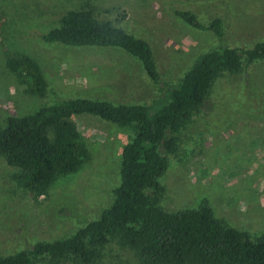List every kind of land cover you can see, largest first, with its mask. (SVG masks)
I'll list each match as a JSON object with an SVG mask.
<instances>
[{
    "label": "rangeland",
    "instance_id": "obj_1",
    "mask_svg": "<svg viewBox=\"0 0 264 264\" xmlns=\"http://www.w3.org/2000/svg\"><path fill=\"white\" fill-rule=\"evenodd\" d=\"M83 8L145 40L160 79L169 84L219 46L212 32L189 27L173 9L193 12L204 26L222 18L229 47L247 49L264 40V0H0V128L8 115L32 112L51 103L53 94L115 105H149L157 98L137 60L120 50L45 44L36 37L58 27L60 14ZM4 50L37 63L44 96L23 91L4 67ZM243 79L264 82V60L243 69L238 80L223 75L213 82L205 108L177 133V151L166 156L157 204L177 212L205 201L214 218L255 238L264 233V88L248 95ZM69 120L87 157L36 200L15 186L16 170L0 157V256L69 237L110 204L120 150L131 132L90 115ZM94 264L137 262L130 251L109 243Z\"/></svg>",
    "mask_w": 264,
    "mask_h": 264
},
{
    "label": "trees",
    "instance_id": "obj_2",
    "mask_svg": "<svg viewBox=\"0 0 264 264\" xmlns=\"http://www.w3.org/2000/svg\"><path fill=\"white\" fill-rule=\"evenodd\" d=\"M172 12L219 41L217 49L202 54L175 84L160 79L145 40L98 18L89 8L60 14L58 27L36 35L45 44L120 50L137 60L158 95L149 105H115L53 94L49 104L6 117L0 128V157L16 170L11 175L15 186L34 200L58 177L74 173L87 157L71 117L94 116L131 134L120 150L119 183L96 219L69 237L0 256V264H94L109 243L130 251L137 264H264V233L251 238L227 226L212 216L205 201L196 209L177 212H165L157 204L162 191L157 180L166 169V156L177 151V133L205 108L213 82L223 75L238 80L243 69L264 60V40L247 49L227 46L222 18L214 17L204 26L189 10ZM3 54L4 67L23 91L44 96L46 83L37 63L27 55L7 50ZM243 80L248 95L264 88L263 81Z\"/></svg>",
    "mask_w": 264,
    "mask_h": 264
}]
</instances>
